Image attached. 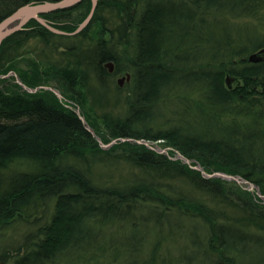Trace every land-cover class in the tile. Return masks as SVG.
<instances>
[{
    "label": "trees",
    "instance_id": "16d2710c",
    "mask_svg": "<svg viewBox=\"0 0 264 264\" xmlns=\"http://www.w3.org/2000/svg\"><path fill=\"white\" fill-rule=\"evenodd\" d=\"M50 1L59 0H0V21L19 6ZM191 1L194 8L180 0H97L80 31L69 28L72 6L41 14L62 34L31 19L3 39L0 264H264V241L251 235L254 228L264 233L259 194L206 178L145 144L104 149L71 107L87 114L76 89H87L95 107L109 105L108 79L120 68L131 71L125 90L114 86L125 93L120 116L103 115L107 142H168L170 155L242 177L264 195V60L246 57L264 41L227 37L215 45L198 12L243 16L264 0ZM30 39L38 44L33 53L23 51ZM61 54L70 58L57 60ZM123 54L129 58L122 67ZM107 61L115 63L112 73ZM10 71L27 87H56L62 99L46 89L27 92ZM194 91L202 96L195 114L154 132L145 128L160 115L158 105ZM116 223L128 231L109 237ZM173 243L176 253L167 249Z\"/></svg>",
    "mask_w": 264,
    "mask_h": 264
},
{
    "label": "rangeland",
    "instance_id": "374dc122",
    "mask_svg": "<svg viewBox=\"0 0 264 264\" xmlns=\"http://www.w3.org/2000/svg\"><path fill=\"white\" fill-rule=\"evenodd\" d=\"M180 1L183 2L187 7L193 6V8H194V5H193L191 0H185V1L180 0ZM91 3H92V0H82L81 2L73 5L74 7L72 8V10L70 12V16L72 17V20H71V25L69 28H75L76 30L78 29L80 24L83 23V21L88 17L87 15L90 13L91 8H92ZM254 9L255 10H253L251 13L245 14L243 16H240L239 14H237V12H235L234 14H231V13L227 12L226 10L212 11L211 13H205L204 14V13H202L203 12L202 11L203 9H202L201 11H198L200 13V14L199 13L198 14H199V17H201V18H202V16L205 17V21L203 19V22L205 24L203 31H205V32L207 31V33L210 34L211 40H216L215 45L223 43L224 39L225 38L227 39V37L230 38V42H232V43H235L236 41L238 42L240 39L242 41L244 40V42H245V40L249 37L252 40L259 39L260 41H264V2L256 3V6ZM41 18H43V17L41 16ZM43 19L50 26V28L52 27L53 29L61 31L60 29L52 26V24L50 25V23L48 22L47 19H45V18H43ZM182 21H183V19H182ZM39 23H41V22H39ZM184 23L186 26L189 25V23H187L186 19H184ZM41 24L44 25L43 23H41ZM87 24H85L84 26H86ZM186 26H184L185 29L187 28ZM45 27L48 29L47 26H45ZM82 29H84V27ZM82 29H80V30H82ZM49 30H51V29H49ZM80 30H78V31H80ZM95 32H96V29H95ZM56 33H58V32H56ZM203 44L205 47L209 46L208 43H203ZM37 46H38V44L35 42V40L30 39L29 43H27L26 46L23 47V51L24 52H26V51L30 52L32 50L31 52L33 53V50L35 48H37ZM230 46L231 45H229V47ZM126 48H127L126 52L128 51L129 52L128 55L130 56V52L134 51L133 47H130V44L127 43ZM260 49H262V48H260ZM258 50L259 49H257V51ZM257 51L256 50L247 51L246 57L248 55L254 53V52H257ZM34 52L38 53V51L37 52L34 51ZM128 55L127 56H125L124 54L122 55V57H121L123 59V63L121 65L122 67L125 66V64H127V59L129 58ZM219 55L221 57L222 54L219 53ZM29 56L32 57L33 55H27V57H29ZM57 58H58L57 60H62L64 62L66 59H69L70 57H69V55L62 56V54H61L60 56H57ZM203 58H201V59L203 60ZM107 62H109V61H107ZM110 62H112V64H113L111 71L108 69V67L105 66L106 63L104 64V67L106 69H108V71L110 73H112L114 71V68H115V63H114V61H110ZM11 72L12 71H10V73ZM10 73H8V74H10ZM11 75L14 76V80L16 83H17V79L20 80L19 76L16 73L11 74ZM127 75L129 76L128 79L125 78ZM131 78H132V72L131 71L128 72L127 70H123L122 68H120L118 75L112 76L108 79L107 91H108L109 99L111 98L110 101H112V103H109V105H106L103 107L100 106L99 104L96 107L93 105V102H91V100H90L91 98L87 92V89L84 91L80 90V89H76L78 94H79V97L81 98V102L83 103L84 112L87 113L86 114L87 116L84 113H82V110L79 106L75 107L72 105L71 107H72L73 111L75 112V114H78L84 118L85 124L90 126V130L89 129L88 130L91 132L92 135H94L98 145H100L104 149L109 150L111 148V146H114V144L121 143V142L131 143V142L126 141V140H121V141L116 140L114 142H111L114 139L110 140L111 143L107 142V140L109 139L107 134H105L107 127L102 122L104 119L103 115L108 116V117L110 116L111 118H115L116 116L117 117L120 116V114H121L120 112H122L123 107H124L123 104L125 101H123V100H124L125 93L124 92L118 93L117 90L114 89V86L118 85L117 87L120 86V88L125 90V87L127 85H129V83L132 81ZM118 79L122 80L121 85L118 83ZM20 82L22 83L21 80H20ZM238 83H239V80L232 81L229 85H232L233 87H235V86H237ZM44 86L45 87L48 86V87L52 88L53 90L54 89L57 90L62 96V93L60 92V90H58L56 87H52L51 85H43L41 87L37 86L40 88H38L37 90H35L33 92H36V91L41 90V89H46V90L51 91L52 93H55L51 89L44 88ZM33 88H36V87H32L31 89H33ZM97 90H98V87H97ZM27 92H29V91H27ZM33 92H29V93H33ZM119 95H120V98H123L121 100L123 103H121V106L117 107L118 105L117 106L115 105L114 99H118ZM56 96L59 97L57 94H56ZM201 99H202V96H199L195 91H194L193 95H191L187 92L186 93L183 92L182 94H179V96L173 97V99L171 101H167L165 103H162V105H158V107H156V110L158 112H160V115L156 116L153 119V124H147L145 126V128L146 129L149 128L150 132H154L157 129H160V127L163 128L165 126L178 123L179 120L177 118L182 119V118H185V116L187 118V116L195 114V112L197 110L196 108L200 107V103H202ZM76 110H77V112H76ZM87 117H88V120H87ZM138 127H140V128H138L139 130H141L143 128V127L141 128V126H138ZM149 142L151 143L150 146L152 147L150 149H152L153 151L155 150L158 153L168 154L171 158L173 157L174 160L181 159L180 157L177 156L178 155L177 152L174 153L175 156L170 155L171 153L169 151H171V148H170L168 142H165L162 140H156L153 142L149 141ZM121 148L122 147H119V149H121ZM157 150H159L160 152ZM187 163L191 166L192 169L200 172L199 169L198 170L196 169L197 165L202 167L200 162H195L194 160H190V162H187ZM187 163H185V164H187ZM202 169L204 170L203 167H202ZM206 173H208V172H206ZM209 173H212V172L210 171ZM206 178H208V177H206ZM214 178H216V177H214ZM240 178H242V177H240ZM224 180H226V179H224ZM227 181H229V180H227ZM239 185L242 187L241 193H243V194H248L247 191L251 192L252 194H255V193L258 194L255 185H253L254 187H252V189L248 188V184H242L241 183ZM258 190H259V188H258ZM261 200H264V197L261 198ZM257 202L260 203L261 205H264V201L261 202L258 200ZM234 215L235 216L232 218V220L237 217V214L234 213ZM122 224L123 223L114 224V226L111 228V231L108 230V233H105V234H108V236L111 237V235H109V232H112L114 230L117 231L116 233L118 235H119L118 231L120 233H121V231H123V233L127 232L128 227L123 226ZM153 232H155V231H153ZM155 233H157V231ZM251 235L253 238V242L257 239L259 241H264V233L257 231L256 228H254V232ZM174 245H175V243L170 244V247L169 248L167 247V249H171L174 251V253H176L177 252L176 249L171 248V246L174 247ZM107 259L108 258L104 259L105 264H121V263H118L117 259L115 261L111 259L109 262H107ZM202 260H204V259H199L196 261L200 262ZM209 262H211V261L207 260V263H209Z\"/></svg>",
    "mask_w": 264,
    "mask_h": 264
},
{
    "label": "water",
    "instance_id": "95a60500",
    "mask_svg": "<svg viewBox=\"0 0 264 264\" xmlns=\"http://www.w3.org/2000/svg\"><path fill=\"white\" fill-rule=\"evenodd\" d=\"M82 0H59V1H55V2H43L40 4H34V3H29V4H25L22 6H19L17 10H15L13 13H11L10 15H8V17L4 18L2 21H0V45L3 41V39H5L7 36H9V34L15 32V31H19V29L25 25L28 21H30V19H36L39 22L43 23L45 26L48 27V29H51V31H55L58 33H64V31H58L56 29H53L52 27L50 28V26L45 22V20L43 18H41V14L42 13H48L54 10H61L63 8H71L73 5L81 2ZM96 2L97 0H92V8L90 13L87 15L88 17L83 21V23L80 24V26L78 27V30L82 29L84 27L85 24H87L91 17L92 14L94 12V9L96 7ZM247 60L250 62H257L260 60H264V48L259 49L257 52H254L250 55H248ZM106 67H108V69L111 71L112 70V62H107L105 64ZM10 74H14L13 72H11ZM17 78V77H16ZM126 79L129 78V76L127 75L125 77ZM122 80L118 79V83L121 85ZM17 83L21 85V87H23V89H25L26 91L29 92H33L35 90H37L40 87H36V88H29L27 87L25 84L21 83L20 80L17 79ZM44 88H48L51 89L53 92H55L59 97H61V94L57 91V90H53L50 87H45ZM78 110V109H77ZM76 110V112H77ZM80 119L82 121L83 124H85L84 118L82 116H80ZM87 127V130H90V126L85 124ZM116 140H126L129 142H135L138 144H145L146 146H148L149 148H152L150 146V142L148 140L145 139H136V138H128V137H121L119 139H114L111 142H114ZM110 142V143H111ZM159 151V150H157ZM162 151V150H161ZM160 152V151H159ZM178 157H180L185 163L190 162V160L186 157H184L182 154L178 153L177 155ZM196 169L200 170V172L205 176V177H221L223 179L226 180H234L235 182H238L239 184H248V188L252 189V187H254L253 183L251 184L250 182H247L245 179L240 178L239 176L236 175H232V174H227L225 172H213V173H206L202 167H200L199 165H197ZM258 194L260 195L261 198L264 197V195H261V193L258 190V187H256Z\"/></svg>",
    "mask_w": 264,
    "mask_h": 264
},
{
    "label": "bare ground",
    "instance_id": "6f19581e",
    "mask_svg": "<svg viewBox=\"0 0 264 264\" xmlns=\"http://www.w3.org/2000/svg\"><path fill=\"white\" fill-rule=\"evenodd\" d=\"M63 96L59 97L60 99H62ZM87 128V127H86ZM144 139V138H143ZM146 140V139H145Z\"/></svg>",
    "mask_w": 264,
    "mask_h": 264
}]
</instances>
